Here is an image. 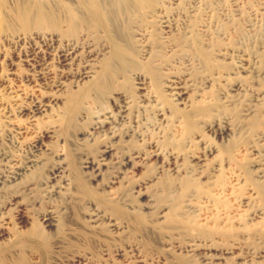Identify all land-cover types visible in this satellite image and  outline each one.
I'll use <instances>...</instances> for the list:
<instances>
[{
  "label": "rangeland",
  "instance_id": "374dc122",
  "mask_svg": "<svg viewBox=\"0 0 264 264\" xmlns=\"http://www.w3.org/2000/svg\"><path fill=\"white\" fill-rule=\"evenodd\" d=\"M27 1L44 8L53 0H0V264H217L208 259L210 251L228 250L221 264H250L263 254L264 226L249 217L264 212L252 166L264 151V122L249 128L245 113L264 107V0H150L155 9H166L172 35L186 27L208 29L207 57L186 47L174 58L165 55L172 70L162 68L145 91L133 78H120L76 104L70 95L79 88L69 81L59 85L51 63L43 83L21 61L41 43L34 33L45 30ZM154 8L139 25L160 38L165 23L150 12ZM229 53L244 59L248 71L236 73L235 59H225ZM184 73L197 83L201 95L194 97L211 108L194 117L191 129L171 113L175 105L167 94L171 75ZM141 92L155 95L156 104L141 107ZM119 96L131 101L123 118ZM37 101L49 105L45 113L20 112ZM108 112L121 120L117 137L112 126L96 128L99 114ZM215 125L224 136L214 133ZM105 147L112 148L109 165L92 179L85 162L98 159ZM128 159L140 163L123 166ZM198 160L219 168L209 183L170 171ZM185 181L192 184L187 190ZM173 208L182 221L171 225L161 216ZM101 211L111 220L94 221ZM50 214L59 216L58 225L46 226Z\"/></svg>",
  "mask_w": 264,
  "mask_h": 264
},
{
  "label": "bare ground",
  "instance_id": "6f19581e",
  "mask_svg": "<svg viewBox=\"0 0 264 264\" xmlns=\"http://www.w3.org/2000/svg\"><path fill=\"white\" fill-rule=\"evenodd\" d=\"M177 1L170 0L168 4L174 5ZM32 6H35L33 19L39 21L45 30L34 33L36 36H42L40 39L41 43H34L33 50L27 51L22 55L21 61L25 66L30 67L33 79L37 82L43 81V83L47 80L45 74L48 67L46 65L51 63L57 71L55 75L59 78V85L69 81L74 83L75 88H79V91H73L70 95L71 98L69 97L70 100L74 98L72 100L73 104L77 103L78 98L92 94L93 91H104L108 83L112 84L120 78L125 80H132L133 78L136 82V89L145 91L149 84V79L154 83L156 80H159L162 68L172 70L173 64L167 63L168 58L165 55H170L174 58L179 52H183L184 48L190 47L199 49V51L197 50L198 52L201 50L204 55H201L203 58L207 57L206 53L210 51L211 39H209L210 32L208 29L201 28V31L199 30V32L194 33L189 27H186L184 30L172 35L171 22L168 18L165 19L167 17L166 9H155L150 0H53L49 4H45L44 8L31 1L25 3V7L30 11L33 10ZM153 8L154 10H150V12L165 23L160 38L148 34L139 25V22L145 20L146 16H148V9ZM183 13L185 14V11ZM134 26H137L138 32H133ZM63 27H66V29L63 30ZM136 34L140 36L141 46L137 44ZM197 40L199 42L198 45ZM94 41H96V45ZM99 45L104 46V48H98ZM225 57V59H235L236 73L248 71L249 65H247L244 59L231 54L230 56L225 55ZM189 75V73H184L183 76L172 74V78L168 80L169 90L167 92L170 101L176 107H174L171 113L181 116L185 120L187 129L193 127L194 117L202 113H210L211 110L208 105H204L203 100L194 97L193 92L198 94L199 89L197 90V83ZM59 85L57 84V87ZM238 89L239 87L235 84L232 90L235 92ZM232 96L233 100L231 102L236 101V98L234 99L236 94ZM139 97H141L139 101L141 103L140 106L144 108L148 105L147 103L155 102L156 104L157 101L155 95L146 97L144 92H141ZM115 98L121 102L123 101L118 107L120 113L118 116L123 118L131 101L125 100L124 96ZM48 106L46 103L37 101L29 105V107L26 105L20 106V112L28 111L32 114V117H35V115L45 113ZM162 115H164L163 112ZM118 116L110 112L100 113L96 120V128L107 132L105 128L108 125L112 126L113 130L110 133L114 137H117L119 133L115 124L121 123ZM245 116L251 119L249 120V124L247 123V127H256L264 122V107H258L255 112L251 110L245 113ZM214 133H217L218 136H224L226 131L221 129V127L216 128L215 125ZM253 151L256 152V150ZM110 153H112V148L105 147L99 155V160L97 158L90 161L86 160L84 168L89 171V176L92 179H97L102 175L103 167L107 165L106 160ZM258 154L260 160H257L259 162H254L255 164L252 166L255 167L253 170L257 172L258 183H256V193L264 196V151H258ZM139 156L136 155L134 159ZM159 156V153L156 152L151 155V158L156 161ZM138 163L140 162H135L131 159L121 162L125 167H128L129 164H131L130 167H135ZM210 165L208 163L204 164L203 160H198L189 167L178 165L174 167L169 166V168L171 167L170 171L179 175L178 177L193 173L202 185L209 183L216 176L215 173L219 171L216 164ZM86 173L88 174V172ZM198 181L197 184H199ZM191 185V183L185 181L182 188L187 190ZM102 213L99 212L94 221H98L103 217L109 218L105 212ZM178 214L174 209L166 218L163 216L161 218H164L165 222L168 221L167 224L174 225L176 224L175 222L182 221ZM259 218L261 220L254 222L253 225L260 223V225L264 226L263 211H254L249 217L250 220H257ZM44 220L47 222L46 226L50 227H54L60 223L59 216H54L53 214L46 215ZM236 222L240 224L239 221L236 220ZM183 224L186 228L190 229V226L186 225L187 222ZM112 225L116 226L117 223L114 222ZM200 227L201 229L204 228L203 226ZM93 228H98V226L94 225ZM196 230L203 231L200 229ZM218 232L225 236L228 234L224 231ZM231 232H233L232 236L236 234L234 231ZM210 252V256L212 257H208V259L211 258L213 260L215 258L219 261L217 264H221V260H226L227 258L226 253L231 251ZM263 258L264 251L263 254L260 253V255L255 256L250 264H264ZM226 264L235 263L227 261Z\"/></svg>",
  "mask_w": 264,
  "mask_h": 264
}]
</instances>
